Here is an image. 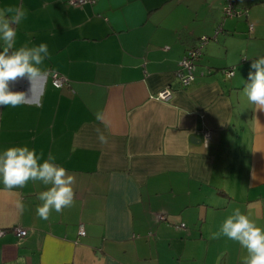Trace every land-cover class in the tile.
Wrapping results in <instances>:
<instances>
[{"label": "crops", "instance_id": "crops-1", "mask_svg": "<svg viewBox=\"0 0 264 264\" xmlns=\"http://www.w3.org/2000/svg\"><path fill=\"white\" fill-rule=\"evenodd\" d=\"M224 5L0 0L26 12L16 47L47 43L50 53L33 88L26 77L10 82L29 98L0 106V152L51 153L75 176L73 206L48 220L36 214L42 183L7 191L0 182V264H242L239 243L213 234L237 207L264 227V109L243 96L264 56V0H237L247 13L234 17ZM219 27L183 86L180 60ZM55 75L66 84L54 86ZM167 86L171 99H157ZM202 128L212 131L207 144Z\"/></svg>", "mask_w": 264, "mask_h": 264}, {"label": "clouds", "instance_id": "clouds-1", "mask_svg": "<svg viewBox=\"0 0 264 264\" xmlns=\"http://www.w3.org/2000/svg\"><path fill=\"white\" fill-rule=\"evenodd\" d=\"M25 17L26 12L22 8L7 6L0 9V41L3 45L0 51V106L17 107L29 98L27 93L12 91L10 82L26 77L33 88V82L45 74L42 66L50 55L47 43L16 47L14 26ZM251 68L255 71L249 73L243 96L258 109H264V56L255 59ZM96 120L106 129L110 126L103 111L96 112ZM96 132L99 142L107 144L104 131L97 128ZM55 159L51 153L45 159L43 152L37 154L28 146H12L0 152V182L5 190L22 189L30 181H38L45 186V190L38 194L41 203L36 208V214L42 220H48L53 211L61 213L74 203L75 176L57 165ZM17 206L23 209L22 204ZM221 236L239 243L246 253L242 264H264V227L258 226L249 213L242 212L239 207L231 210L219 231L213 234L214 239Z\"/></svg>", "mask_w": 264, "mask_h": 264}, {"label": "built area", "instance_id": "built-area-1", "mask_svg": "<svg viewBox=\"0 0 264 264\" xmlns=\"http://www.w3.org/2000/svg\"><path fill=\"white\" fill-rule=\"evenodd\" d=\"M95 0H72L73 5H85L87 3H93ZM247 11L241 10L237 6V0H225V5L223 7V15L224 17H234V16H241L246 14ZM222 31V27H219L212 36H201L198 42L187 49L185 55L179 62V68L177 70V77L180 83L187 87L191 83L194 82L196 78V70L199 60L202 57L203 49L205 45L211 41L217 39L219 33ZM225 73L230 77L234 74L232 69L225 70ZM53 85L56 87H62L66 84L67 79L66 77L55 75L53 77ZM172 89L167 86L163 90L159 91L156 94V98L167 101L172 97ZM200 133L204 137V142L207 144L212 139V131L208 128H202ZM165 215H161L160 219H165ZM17 237L23 238L28 235L29 231L25 228L20 226H15L11 230ZM6 233V230H0V237ZM79 234L84 236L86 234L83 226H80Z\"/></svg>", "mask_w": 264, "mask_h": 264}]
</instances>
